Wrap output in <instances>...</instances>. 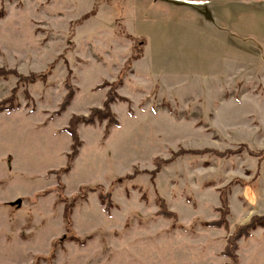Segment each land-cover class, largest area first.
I'll return each instance as SVG.
<instances>
[{"label": "rangeland", "instance_id": "rangeland-1", "mask_svg": "<svg viewBox=\"0 0 264 264\" xmlns=\"http://www.w3.org/2000/svg\"><path fill=\"white\" fill-rule=\"evenodd\" d=\"M256 1L0 0V69L26 77L53 65L45 82L0 78V102L14 94L18 105L0 113L2 264L229 263L228 236L264 214V7ZM68 72L75 96L58 116ZM118 81L128 102L111 104L117 128L105 135V122L80 125L78 156L58 177L70 118L101 108L102 85ZM203 149L236 155L175 158ZM57 179L66 197L102 187L112 208L89 193L72 214L84 244L65 241L52 260L66 234ZM224 196L228 230L205 227L219 219ZM160 198L176 222L156 216ZM237 244L238 264H264L263 230Z\"/></svg>", "mask_w": 264, "mask_h": 264}, {"label": "trees", "instance_id": "trees-1", "mask_svg": "<svg viewBox=\"0 0 264 264\" xmlns=\"http://www.w3.org/2000/svg\"><path fill=\"white\" fill-rule=\"evenodd\" d=\"M84 18H88L87 15ZM140 57H134L133 59L128 60L127 67L126 69L130 68L129 65H132L134 61L139 60ZM129 66V67H128ZM52 67H50L49 71L46 72V75L44 74H35L32 73L28 76H22L18 74L15 71H6L3 69H0V78L4 76H13L18 78V84L22 85H32L35 84L36 82H45L48 75H50V71H52ZM71 72H68V75L66 77V80L64 82V87L66 89V95L64 96L62 103L59 106L58 111L56 112V115H61L63 112L66 111V109L70 106L74 96H75V91L73 86L71 85V79H70ZM5 78V77H4ZM120 83L118 81L115 84H104L102 85L103 87H109V91L107 93V97L104 101V104L101 108H94L90 111V113L86 116L84 115H74L70 118L69 123L67 128L65 129L66 133L69 135L70 140H71V145H70V153L67 155V164L66 167L56 171L58 173V177L67 174L70 172V169L72 168V164L76 157L78 156V151L82 146V142L79 139L78 136V127L80 125H85V126H93L94 123L96 124H101L105 122L106 125V131L105 135H108V129L111 127L117 128L118 122L116 120V117L114 113L111 111V104L114 103L115 101H120V102H128L127 99L120 97L118 93L116 92V84ZM14 91V92H13ZM12 92L15 93L17 89H14ZM15 99L14 94H12V97L9 99H5L0 102V113L4 112H11L16 109H18L17 104H13V101ZM244 148V147H243ZM250 155L253 156V153L249 152ZM186 155H213L219 158H228L231 156L236 155V152L233 150H226L224 152H218L216 150H211V149H203V150H179L177 154H175V158L178 156H186ZM171 163V160L169 161H159L157 162V169L153 172L157 174L161 167L163 165H167ZM152 173V174H153ZM57 186H58V194H57V202L59 204L63 205V223H64V228L66 231V234L59 239V241L53 242V245L51 247L50 252L46 257L52 258L54 260V256L56 254V250L59 244L65 242V241H73L77 242L80 244H84L85 239L79 238L75 235V233L72 230V214L74 209L79 206L81 203H84L87 198L88 194L92 192H98V200L100 205L104 208L106 212H109L112 208V204L110 202V193L106 191L104 192V189L100 186L94 185L93 186H81L77 193L70 196L66 197L63 194V185L60 182V179H57ZM226 190L223 191V193ZM221 206L222 210L220 212V217L218 220L213 221V222H206L203 223L205 227L209 228H224L228 230L229 225L227 222V216L229 215V209H228V204L227 200L224 197L221 198ZM158 208L159 210L156 212L157 217H162L167 220H172L173 222H176L178 219L177 215L171 211L168 210L166 203L163 199L158 200ZM263 230L264 231V214L262 215H253L251 216L245 223L240 224L235 227L234 232L228 236L227 239V244L225 247V250L223 251V256L224 258L229 260V263L227 264H238V256H237V250H238V241L240 239H247L251 236V234L256 231V230ZM84 240V241H83ZM88 240V239H87ZM38 259L41 258V256L37 257ZM44 258V257H43Z\"/></svg>", "mask_w": 264, "mask_h": 264}, {"label": "crops", "instance_id": "crops-1", "mask_svg": "<svg viewBox=\"0 0 264 264\" xmlns=\"http://www.w3.org/2000/svg\"><path fill=\"white\" fill-rule=\"evenodd\" d=\"M252 1H253V0H252ZM253 4H255L256 6H257V4H259L258 6H259L260 8H261L262 5H263L262 7H264V0H257V1H256L255 3H253ZM3 244L6 245V244H9V243H6V242H5V243H3ZM5 247H6V246H5ZM4 250L8 251V249H6V248H5ZM4 254H7V253H6V252L4 253V251H3V255H4ZM35 256H37V255H35ZM55 256H56V254H55ZM6 259H7V261H8L10 258L6 257ZM0 260H1V261H0V264H2V261H3V260H2V259H0Z\"/></svg>", "mask_w": 264, "mask_h": 264}, {"label": "water", "instance_id": "water-1", "mask_svg": "<svg viewBox=\"0 0 264 264\" xmlns=\"http://www.w3.org/2000/svg\"><path fill=\"white\" fill-rule=\"evenodd\" d=\"M19 203H20V201H17L15 204H17V205H18Z\"/></svg>", "mask_w": 264, "mask_h": 264}]
</instances>
